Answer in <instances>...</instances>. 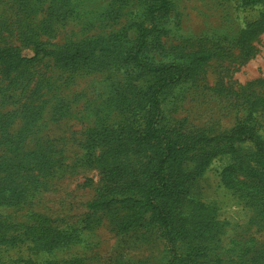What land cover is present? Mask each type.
Here are the masks:
<instances>
[{"label": "rangeland", "instance_id": "374dc122", "mask_svg": "<svg viewBox=\"0 0 264 264\" xmlns=\"http://www.w3.org/2000/svg\"><path fill=\"white\" fill-rule=\"evenodd\" d=\"M35 1L37 13L26 21L38 26L51 0ZM52 1L68 5L61 20L37 31L43 44L62 48L123 31L131 39L134 0ZM6 4L0 16L9 25ZM259 13L243 0H172L170 13L157 20L147 56L184 68L164 93L161 125L178 144L198 141L187 154L188 165L244 123L255 99L253 128L264 142V28L253 25ZM6 37L0 48L33 55L21 40ZM106 61L99 69L101 59L81 69L47 60L12 70L0 65V149L2 136L20 142L7 171L18 189L0 203V235L7 242L0 245V264H264V210L256 213L221 185L225 158L213 159L190 188L198 208L186 204L181 214L201 247L184 251L176 242V260L149 215L120 201L132 194L131 170L139 164L126 168L125 158L116 157L114 133L139 127L135 104L147 78L120 61ZM244 139L235 135L233 142L243 146ZM34 164L38 170L27 169ZM117 170L120 178L113 183L108 173ZM110 190L118 194L115 205L89 208Z\"/></svg>", "mask_w": 264, "mask_h": 264}, {"label": "trees", "instance_id": "16d2710c", "mask_svg": "<svg viewBox=\"0 0 264 264\" xmlns=\"http://www.w3.org/2000/svg\"><path fill=\"white\" fill-rule=\"evenodd\" d=\"M171 1L134 0L136 10L132 12L129 29L134 31L129 40L126 38L127 31H123L115 37L93 38L79 44L54 48L37 41L39 37L37 31L47 30L50 24L61 20V11L65 10L68 1L51 0L45 8L41 23L34 26L26 19L37 13L35 0H0V9L6 4V9L11 12L9 25L2 21L0 16V41L7 43L6 35L10 34L21 40L24 47H29L33 53L31 57H25L18 47H2L0 65L12 70L47 60L54 66L81 69L101 59L102 63H99L97 68L99 69L105 63L110 64L106 60H113L120 61L124 67H131L135 73L147 78L144 91H139L141 94L138 95L135 104V112L140 119L139 127L115 131L116 141L112 151L122 161L125 158L126 168L139 164L137 168L131 170L133 177L129 181L128 192L131 191L132 194L122 197L120 201H131L135 204L136 210L141 209V214L149 215L147 218L149 224L160 228L163 238L172 249L171 256L176 260L173 248L176 242L186 246L184 251L194 245L201 247L200 244H195L198 239L190 238L194 228L187 226L181 209L186 204L198 208L199 204L189 195L190 188L213 159L225 158L228 161L219 172L221 185L245 202L254 205L256 213L264 210V142L257 140L253 128L259 111L256 99L247 105L248 115L245 122L220 137L213 149L196 153L195 163L192 165L187 164L186 157L198 141L178 144L173 135L161 125V103L164 93L183 76L184 68L174 62H152L147 56V46L153 33L157 31V20L170 13ZM243 3L260 11L258 20L253 25L255 28H264V0H243ZM207 57L202 56L201 60ZM96 65L97 63L91 67ZM241 134L245 135L243 146L233 142L234 136ZM1 140L3 143L0 149V203L11 200L10 195L18 189L16 182L11 181L14 178L7 171L12 166L11 156L20 148L17 138L7 140L2 136ZM8 141L11 144L6 147ZM249 144L252 145V149L248 147ZM105 153H109L108 148ZM130 156L135 162H131ZM27 169L38 170L39 166L34 164ZM118 172L120 170L108 173L111 182L119 180ZM107 193L110 196H107ZM107 193L94 200L89 208L95 210L115 205L118 194L112 190ZM215 226L214 223V229ZM5 243L7 242L4 236L0 235V245ZM173 262L170 260L169 264ZM179 264H185V261H180Z\"/></svg>", "mask_w": 264, "mask_h": 264}]
</instances>
